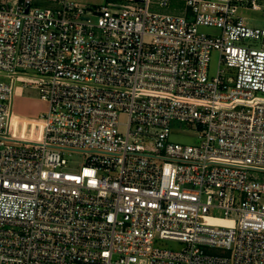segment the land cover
<instances>
[{"label": "built area", "instance_id": "1", "mask_svg": "<svg viewBox=\"0 0 264 264\" xmlns=\"http://www.w3.org/2000/svg\"><path fill=\"white\" fill-rule=\"evenodd\" d=\"M169 2L0 0V264H264V23L240 10L262 6Z\"/></svg>", "mask_w": 264, "mask_h": 264}, {"label": "rangeland", "instance_id": "2", "mask_svg": "<svg viewBox=\"0 0 264 264\" xmlns=\"http://www.w3.org/2000/svg\"><path fill=\"white\" fill-rule=\"evenodd\" d=\"M86 5H95L99 3H103L104 0H79ZM249 1V0H248ZM258 3L261 4V10H254L252 8H241L242 14H244L250 23L261 25L264 23V0H257ZM151 9L154 11L160 12H174L183 14L186 10V2L185 0H170L168 5L162 6L156 3H153ZM96 19V16L93 17ZM201 29L207 33L215 34L218 30L212 26H201ZM251 44H260L255 39H251L250 41H246ZM219 68V51L214 50L211 54V61L209 65V76H214L217 74ZM48 108V102L41 98L38 90L35 87L27 86L23 82H18L17 89L14 96L13 109L14 112L18 115H25L28 117L39 116L42 112H44ZM120 119L125 121L127 119V115L122 113L120 115ZM172 131L170 135L171 141L182 142L185 144H196L199 142V137L197 130L191 125L186 123H181L179 121H173L172 123ZM64 155L68 158L69 167L71 169H79L86 159L84 152L74 151V150H66ZM264 175V173H263ZM214 221L219 222H228L226 220H218ZM163 245L178 249L182 247V244L173 240H163Z\"/></svg>", "mask_w": 264, "mask_h": 264}, {"label": "crops", "instance_id": "3", "mask_svg": "<svg viewBox=\"0 0 264 264\" xmlns=\"http://www.w3.org/2000/svg\"><path fill=\"white\" fill-rule=\"evenodd\" d=\"M186 11V10H185ZM172 13H174V12H172ZM181 14V13H180ZM17 114V113H16ZM18 115V114H17ZM19 116H21V115H19ZM24 117H25V115H23ZM27 118H31V117H28V116H26ZM38 116H35V118H37Z\"/></svg>", "mask_w": 264, "mask_h": 264}]
</instances>
